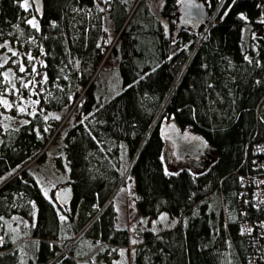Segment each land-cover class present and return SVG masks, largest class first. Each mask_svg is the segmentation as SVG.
Here are the masks:
<instances>
[{
	"label": "trees",
	"instance_id": "obj_1",
	"mask_svg": "<svg viewBox=\"0 0 264 264\" xmlns=\"http://www.w3.org/2000/svg\"><path fill=\"white\" fill-rule=\"evenodd\" d=\"M23 2L0 0V39L34 58L10 55L12 83L0 78L13 105L0 104V264H264V155L251 149L264 0H199L203 35L176 28V0H42L41 15ZM168 124L211 147L207 160L169 170ZM129 179L130 231L113 203Z\"/></svg>",
	"mask_w": 264,
	"mask_h": 264
},
{
	"label": "water",
	"instance_id": "obj_2",
	"mask_svg": "<svg viewBox=\"0 0 264 264\" xmlns=\"http://www.w3.org/2000/svg\"><path fill=\"white\" fill-rule=\"evenodd\" d=\"M31 2L37 14L41 15L42 0H31ZM176 2V28L182 26L198 28L206 22L208 14L203 3L197 0H176ZM161 135L165 139L164 150L168 151V145H171L175 159L182 160L184 156L190 159H197L203 155H210L212 152L211 147L206 145L199 136L188 132H180L173 124L164 126ZM50 262L47 264H50Z\"/></svg>",
	"mask_w": 264,
	"mask_h": 264
},
{
	"label": "rangeland",
	"instance_id": "obj_3",
	"mask_svg": "<svg viewBox=\"0 0 264 264\" xmlns=\"http://www.w3.org/2000/svg\"><path fill=\"white\" fill-rule=\"evenodd\" d=\"M199 1V0H197ZM24 4V2H23ZM22 4V5H23ZM31 0H27V9L30 7ZM25 8V7H24ZM212 21V17L210 19L207 18L206 23L207 26ZM103 28L107 34V36L110 38L113 35L111 24L109 23L106 14L103 12ZM0 45H6V47H0V64H3V67H0V78H4L3 73L7 72L8 75H12L11 66L6 63L4 64V57L9 58L10 55H12V52L15 51L17 53L16 57L18 60L23 59L24 62L30 63L28 60V53L24 57H22V51L16 50V48L10 46L6 41L0 39ZM15 57V58H16ZM14 58V61H15ZM104 67L112 68L114 67V63L109 60H105L103 63ZM31 68H33V64L31 65ZM3 110L1 111V114H3ZM2 120V116L0 115V121ZM172 146L168 145V151L167 156L164 158L167 168L171 171H176L182 166V162L179 159H175L172 154ZM59 168V167H57ZM55 169V172L58 169ZM114 200L118 206V224L121 226H124L125 229H128L129 231L132 229L133 224L135 222V209L133 206H131L132 202H134V194L133 189L131 185V180H127L126 185L124 187H120L115 195ZM63 250L62 252H64Z\"/></svg>",
	"mask_w": 264,
	"mask_h": 264
},
{
	"label": "snow or ice",
	"instance_id": "obj_4",
	"mask_svg": "<svg viewBox=\"0 0 264 264\" xmlns=\"http://www.w3.org/2000/svg\"><path fill=\"white\" fill-rule=\"evenodd\" d=\"M22 6L25 7V9H27V0H24V4H23ZM37 11H39V9H37ZM262 22H264V21H262ZM27 23L30 24L32 27L36 28L37 30H39V26H38V24L36 23V21H35L34 18L31 19V20H28ZM0 47H6V45H0ZM12 55H13V56H16L17 53H16L15 51H13V52H12ZM27 58H28L29 61H31V60L34 59L31 55H28ZM3 60H4V64H6V63L8 62V58H7V57H4ZM3 66H4L3 64H0V67H3ZM19 71L22 72V73L26 71V68L24 67L23 64H21ZM32 72L35 73V74H37V75H40L39 73H37L35 67L32 68ZM3 76H4V79H5L6 81H8L9 83H12L11 80H9V75H8L7 72L3 73ZM43 79H44L45 81L47 80V75H46V74L43 75ZM30 83H34V82H29V83H23V82H22V86H23L24 88H28L29 85H30ZM12 89H13L14 92H17V91H18V90L16 89V87H15V84H12ZM32 103H33V104H37V103H39V101H38V100H37V101H33ZM0 104H2V105H3L5 108H7V109H10V108L13 106L11 103H9V101H8L7 99H4V98H2V97H0ZM18 110H19L20 112H24V111H25V109H24L23 107H19ZM33 115H34V113H33ZM55 118H56V119H59V117H55ZM45 196H47V193H46V192H45ZM63 219H65V217L61 216V220H63ZM160 219H161V220H164V219H166V217H165V216H161ZM135 242H136V241H133V243H135Z\"/></svg>",
	"mask_w": 264,
	"mask_h": 264
},
{
	"label": "built area",
	"instance_id": "obj_5",
	"mask_svg": "<svg viewBox=\"0 0 264 264\" xmlns=\"http://www.w3.org/2000/svg\"><path fill=\"white\" fill-rule=\"evenodd\" d=\"M207 23L205 22L203 24V30L201 32V35L204 34L205 30L207 29ZM255 120L257 122H261V119H260V116L258 114L255 113ZM251 149L253 151V153H258V154H261V155H264V135L262 136V139L252 143L251 145ZM254 189H253V192H252V196H251V199L253 201H257L259 202L261 197H262V187H261V181L260 180H256L252 183ZM244 193V192H243ZM242 193V194H243ZM134 198L137 199V196L134 195ZM250 225L245 223L243 226H242V230L243 232H245L247 235H250ZM136 235V234H134ZM251 243L253 244V241H251ZM131 247H128V249H130Z\"/></svg>",
	"mask_w": 264,
	"mask_h": 264
},
{
	"label": "crops",
	"instance_id": "obj_6",
	"mask_svg": "<svg viewBox=\"0 0 264 264\" xmlns=\"http://www.w3.org/2000/svg\"><path fill=\"white\" fill-rule=\"evenodd\" d=\"M113 203H114V210H115V214H116V218H115V227H116V228L125 229L124 226H121V225L118 224V206H117L115 200L113 201ZM131 206H133L134 209H135V220H136V218H137V210H136L135 203L132 202ZM150 222H151V223H154V220H150ZM101 262H102V261H101ZM113 263H114V262H113ZM116 264H117V263H116Z\"/></svg>",
	"mask_w": 264,
	"mask_h": 264
},
{
	"label": "flooded vegetation",
	"instance_id": "obj_7",
	"mask_svg": "<svg viewBox=\"0 0 264 264\" xmlns=\"http://www.w3.org/2000/svg\"><path fill=\"white\" fill-rule=\"evenodd\" d=\"M207 156L208 155H203V156H200L198 159V161H200L201 163H203L204 161H206L207 160ZM190 159V158H189ZM182 163H185L184 161H182Z\"/></svg>",
	"mask_w": 264,
	"mask_h": 264
}]
</instances>
